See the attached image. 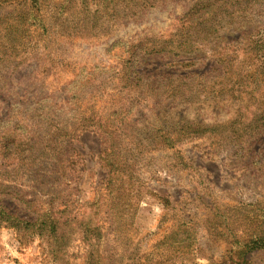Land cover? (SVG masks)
<instances>
[{
    "label": "rangeland",
    "instance_id": "1",
    "mask_svg": "<svg viewBox=\"0 0 264 264\" xmlns=\"http://www.w3.org/2000/svg\"><path fill=\"white\" fill-rule=\"evenodd\" d=\"M199 1L71 0L59 14L62 10L56 7L62 0H44L32 8L28 23L23 24L17 15L25 12L27 17V7L18 0H0V117L8 113L9 106L13 110L22 107L21 101L50 93L58 95L70 81H94L92 86L84 88L81 107L87 114L100 112L103 119L113 111L122 114L119 117L125 119V134L121 140L114 136V144L118 141L122 153L136 161L135 177L155 194L145 196L138 207L129 233L131 257L127 258L123 252L109 210L102 208L100 216L98 210L97 218L93 215L94 222L97 219L103 225L101 237L93 246L104 256L101 264H144L151 259L145 254L155 256L150 247L169 233L175 221L174 213L188 215L197 224V242L190 246L189 258L176 264L219 263L222 256L229 258L232 254V241L248 239L247 231H254L255 225L247 219L251 214L248 210L264 217V132L242 148H218L210 139L184 143L176 147L177 152L144 149L145 153L139 155L132 148L141 141L136 132L153 117L186 119L207 125L233 118L240 106L239 101L217 105L174 104L163 100L161 95L134 92L118 83L126 81L129 67L134 71L133 81H152L161 87L165 81L190 77L194 80L200 76V81H209L222 74L220 56L216 53L242 32L256 28L257 23L223 30L211 47L178 57L148 56L135 46L150 37H170L184 15ZM115 4H119L117 12ZM33 15L43 19L41 26L33 24L30 18ZM258 19L264 23V19ZM10 24L16 28L22 25V30L10 33ZM245 114L249 117L248 111ZM93 127L79 132L64 155L70 161L65 171L68 190L72 200H77L71 208L74 213L82 211L83 215L93 214V208L90 211L86 202L91 201L97 190H102L108 172L103 159L110 147V137L100 126ZM33 129L37 135L45 130L44 125ZM180 159L194 170L183 169ZM22 193L28 195L26 191ZM159 197H166L173 211L164 208ZM0 203L23 218L35 217L18 196L0 194ZM214 212L224 215L227 223L223 225L218 216L214 217ZM79 226L75 222L69 226L73 231L66 257L73 264H82L83 257L92 248L83 239ZM217 231L225 232L226 237H215ZM96 241L92 240L93 244ZM246 256L248 264H264V249H256ZM0 264H53V260L47 243L39 236L0 225Z\"/></svg>",
    "mask_w": 264,
    "mask_h": 264
},
{
    "label": "trees",
    "instance_id": "2",
    "mask_svg": "<svg viewBox=\"0 0 264 264\" xmlns=\"http://www.w3.org/2000/svg\"><path fill=\"white\" fill-rule=\"evenodd\" d=\"M42 1L44 0H18L28 10L27 17L25 12L17 15L23 24L28 23L32 8L40 5ZM69 2L71 0H62L56 10H62ZM119 4L114 5L115 12ZM63 11H59V14ZM263 15L264 0H200L184 15L181 24L170 37H150L144 43L135 45L148 56L178 57L211 47L223 30L258 24L256 28L242 32L223 46L218 54L217 50L214 52L220 56L223 70L215 79L200 81L202 76L195 77L194 80L190 77L165 81L161 87V84L157 85L152 81H133L134 71L129 67L126 81L118 83L122 88L134 92L145 91L147 94L161 95L163 100L174 104L217 105L226 101L240 102L233 118L207 125L186 119L153 117L136 132V135L141 136V141L132 146L135 154L143 155L144 149L147 152H177L176 147L197 139H210L222 149L242 148L264 132V23L256 21L258 18L264 19ZM30 18L37 26L44 22L35 15ZM21 26L16 28L10 24L8 30L10 33L19 31L22 30ZM93 82L70 81L58 95L50 93L21 101L22 107L13 110L9 106L8 113L0 117V194L20 197L35 215L33 219L23 218L0 203V225L16 231L26 230L31 235L39 236L47 243L53 264H73L66 257L67 247L71 245L70 232L73 231L69 226L73 222L80 225L79 232L83 233V239L92 245L83 257L82 264L103 262V254L99 253V249L93 248L103 232L102 222L98 224L96 219L95 223L93 215L97 218L96 212L99 210L100 216L102 208L109 210L116 225L117 239L123 245V252H126L127 258L131 257L128 250L132 237L129 233L138 207L145 196H155L144 181L135 177L136 161L122 153L118 141L114 144V136L117 135V139L121 140L123 133L125 134V119L119 117L122 114L113 111L103 119L100 112L87 114L81 107L83 90L92 86ZM92 98L93 95L90 100ZM17 105L14 104V108ZM246 111L249 112V117H246ZM115 114H118L116 119H110ZM41 125H44L45 130L37 135L33 128L38 129ZM96 125L110 137V147L105 151L103 159L108 172L102 190H97L91 201L86 202L90 205V211L93 208V214L83 215L82 211L78 213L77 210L74 213L71 208L74 202L77 204V200H72L68 190L70 185L65 171L69 168L70 161L64 159V155L79 132ZM179 163L185 170L193 168L181 159ZM23 191L28 195L24 196ZM159 199L164 208L173 211V206L166 197ZM248 211L251 214L247 215V219L250 220L249 224L255 225L254 231H247L248 239L231 242L232 254L229 258L222 256L219 263L212 264H248L246 255L249 252L264 249V217ZM217 216L223 225L227 223L224 215L214 212V217ZM173 218L175 221L169 233L150 247L155 256L152 257L151 253L145 254L151 259L144 264H176L178 260L189 258L188 250L197 242V224L188 215L178 216V213H174ZM216 220L214 218V223ZM81 226L84 227L82 231ZM214 236L226 237V233L217 231ZM92 240L97 241L93 244ZM159 248L162 249L157 252ZM163 250L169 253H164ZM122 258H126V255Z\"/></svg>",
    "mask_w": 264,
    "mask_h": 264
}]
</instances>
